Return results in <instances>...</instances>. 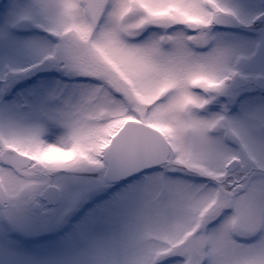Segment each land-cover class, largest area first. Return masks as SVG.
<instances>
[{
    "label": "snow or ice",
    "instance_id": "1",
    "mask_svg": "<svg viewBox=\"0 0 264 264\" xmlns=\"http://www.w3.org/2000/svg\"><path fill=\"white\" fill-rule=\"evenodd\" d=\"M0 28L38 30L0 64V229L71 224L18 260L264 264V0H8ZM40 70L82 82L6 101Z\"/></svg>",
    "mask_w": 264,
    "mask_h": 264
},
{
    "label": "rangeland",
    "instance_id": "2",
    "mask_svg": "<svg viewBox=\"0 0 264 264\" xmlns=\"http://www.w3.org/2000/svg\"><path fill=\"white\" fill-rule=\"evenodd\" d=\"M252 0H249L251 3ZM8 4V0L2 6L0 14L4 13L5 7ZM36 29H13L9 34L0 28V64L5 61L11 63L25 64L27 62L26 55L21 52L18 48V44L30 38L32 35L37 34ZM236 36L249 35L245 32H228ZM55 76L49 78H41L35 83L22 87L16 90V86L22 85L24 78H21L12 88L9 97H6V101L17 98L19 95L24 94L32 90L36 85L49 84L57 80H62L66 83L71 82H82V81H69L68 78L64 77L61 73L55 71ZM75 218L72 223H75ZM71 229V224L65 225L59 231H48L43 232L40 235L25 236L17 232L5 233L3 229H0V264H23L22 260H18L13 253H20L22 255H42L50 250V247L59 241V238L64 233Z\"/></svg>",
    "mask_w": 264,
    "mask_h": 264
},
{
    "label": "flooded vegetation",
    "instance_id": "3",
    "mask_svg": "<svg viewBox=\"0 0 264 264\" xmlns=\"http://www.w3.org/2000/svg\"><path fill=\"white\" fill-rule=\"evenodd\" d=\"M6 1L7 0H3L2 2H0V12L2 11V5L4 4V3H6ZM251 3H252V5H258L259 3H260V0H252L251 1ZM258 23V22H257ZM220 30H222V31H225V32H234V31H238V32H244L242 29H238V30H231V29H226V28H223V27H220ZM55 71L53 70L51 73H49V74H46V75H41V76H38V77H36V78H34L33 80H31V81H26V80H24L23 81V84L22 85H19V86H16L15 88H16V90L17 89H20V88H22V87H26V86H28V85H31V84H33V83H35L36 81H38L39 79H41V78H49V77H51V76H55Z\"/></svg>",
    "mask_w": 264,
    "mask_h": 264
},
{
    "label": "water",
    "instance_id": "4",
    "mask_svg": "<svg viewBox=\"0 0 264 264\" xmlns=\"http://www.w3.org/2000/svg\"><path fill=\"white\" fill-rule=\"evenodd\" d=\"M3 0H0V2H2ZM220 27H223V28H226V29H231V30H238L239 28H233V27H225V26H220ZM53 70H40V71H37L35 72L33 75L29 76V77H25L24 79L26 81H31L33 80L34 78L38 77V76H41V75H46V74H49L51 73Z\"/></svg>",
    "mask_w": 264,
    "mask_h": 264
}]
</instances>
